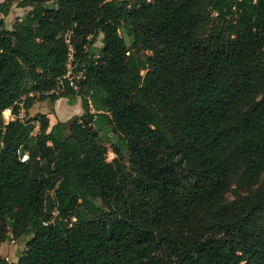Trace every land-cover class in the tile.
<instances>
[{"label": "trees", "instance_id": "obj_1", "mask_svg": "<svg viewBox=\"0 0 264 264\" xmlns=\"http://www.w3.org/2000/svg\"><path fill=\"white\" fill-rule=\"evenodd\" d=\"M263 174L264 0L0 1V264H264Z\"/></svg>", "mask_w": 264, "mask_h": 264}, {"label": "rangeland", "instance_id": "obj_2", "mask_svg": "<svg viewBox=\"0 0 264 264\" xmlns=\"http://www.w3.org/2000/svg\"><path fill=\"white\" fill-rule=\"evenodd\" d=\"M26 9L27 8L20 7V6H17L16 4H13L10 7L8 14L5 15V17H4L6 27L8 29H11V26H12V23L14 22V20L18 17L23 16ZM100 47H101V41L98 38L97 41L94 43L93 48L91 49L92 53L95 55L99 51ZM62 111L67 112L65 117H68V118L66 120H71L73 118V116L78 115L77 113L80 114L82 112L79 102H76L73 105H70V104H68L66 98H59L53 104H51L49 100L36 101L30 109L25 110L22 108L20 113H19V117L22 119H30L31 120V119H33V117H36L37 114H39V113H47V115L49 117V122H50V120L53 119L54 117L56 119H58L59 116L62 115L61 114ZM72 114H73V116L71 117L70 115H72ZM3 117H4V121L7 122L8 120L13 119L14 115H12L9 110H5L3 112ZM35 124H37V123L35 122ZM101 127L102 126H99L98 124L94 125V128L99 133H101L103 140H104L105 136L103 134ZM105 143H106V147H107V153H106L107 160H111L114 157V152L111 149L110 143L108 141ZM124 160H125V162H127V156L126 155L124 157ZM127 165H128V163H127ZM263 177H264V174L262 175L261 179ZM250 189H252V188L239 187L236 184V178H234L230 182V187L225 194V199L231 200L236 196L244 195ZM50 195H51V193H50ZM27 240H28V237H19V238L9 239L6 241H1L0 242V256L9 262L18 261L21 254L23 253V251L26 247Z\"/></svg>", "mask_w": 264, "mask_h": 264}, {"label": "crops", "instance_id": "obj_3", "mask_svg": "<svg viewBox=\"0 0 264 264\" xmlns=\"http://www.w3.org/2000/svg\"><path fill=\"white\" fill-rule=\"evenodd\" d=\"M0 1H1V0H0ZM66 113H67L66 111H62V112H61L62 115L59 116V119H61V120H66V119L68 118V117H65V116H66ZM77 114H79V113H77ZM70 116L72 117L73 114L70 115ZM55 121H56V118L54 117L53 119L50 120V125L53 124Z\"/></svg>", "mask_w": 264, "mask_h": 264}, {"label": "built area", "instance_id": "obj_4", "mask_svg": "<svg viewBox=\"0 0 264 264\" xmlns=\"http://www.w3.org/2000/svg\"><path fill=\"white\" fill-rule=\"evenodd\" d=\"M70 58H71V55H70ZM26 158V156H23V159L22 160H24ZM57 212L56 211H53V214H56ZM49 222H44V224H48Z\"/></svg>", "mask_w": 264, "mask_h": 264}, {"label": "water", "instance_id": "obj_5", "mask_svg": "<svg viewBox=\"0 0 264 264\" xmlns=\"http://www.w3.org/2000/svg\"><path fill=\"white\" fill-rule=\"evenodd\" d=\"M184 165H185L187 168H191V167H193L192 165L188 164L187 162H184Z\"/></svg>", "mask_w": 264, "mask_h": 264}, {"label": "bare ground", "instance_id": "obj_6", "mask_svg": "<svg viewBox=\"0 0 264 264\" xmlns=\"http://www.w3.org/2000/svg\"><path fill=\"white\" fill-rule=\"evenodd\" d=\"M9 110V109H8Z\"/></svg>", "mask_w": 264, "mask_h": 264}]
</instances>
